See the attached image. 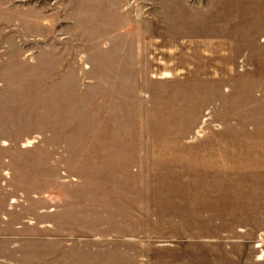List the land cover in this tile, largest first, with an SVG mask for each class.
<instances>
[{
    "label": "rangeland",
    "instance_id": "1",
    "mask_svg": "<svg viewBox=\"0 0 264 264\" xmlns=\"http://www.w3.org/2000/svg\"><path fill=\"white\" fill-rule=\"evenodd\" d=\"M260 27L213 0H0V255L59 232L78 264H264L222 128L264 99Z\"/></svg>",
    "mask_w": 264,
    "mask_h": 264
},
{
    "label": "crops",
    "instance_id": "2",
    "mask_svg": "<svg viewBox=\"0 0 264 264\" xmlns=\"http://www.w3.org/2000/svg\"><path fill=\"white\" fill-rule=\"evenodd\" d=\"M213 9L215 19L217 17L219 20L222 17L230 25L253 23L261 26L257 40L261 51L264 50V0H213ZM230 104V102L227 104V115L222 123V128H225L223 132V137H225L224 159L227 158L228 168L235 170V177L229 176L228 182L225 183L228 201L232 200L233 194L245 193L256 206L254 211H257V215L264 216V99L250 101L245 105L244 113L242 115L238 113L234 118ZM213 108V137L216 143V128L220 129V122L218 120L216 123V105ZM55 229L56 227L53 226V230ZM258 232L260 235L264 234V227ZM13 235L19 240L23 237L20 229ZM53 238L50 258L44 259L39 256L24 258L16 256L14 258L0 255V264H78L75 260L77 249L74 248L72 242L60 239L59 232ZM17 242H19V247L14 250L16 254L23 251L21 242ZM0 244H3L2 248L8 243ZM15 247H17L15 244H11L9 249ZM37 249L39 248L35 247L33 250L37 251Z\"/></svg>",
    "mask_w": 264,
    "mask_h": 264
}]
</instances>
